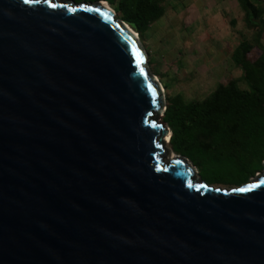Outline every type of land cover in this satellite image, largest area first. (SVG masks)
<instances>
[{
    "label": "water",
    "instance_id": "obj_1",
    "mask_svg": "<svg viewBox=\"0 0 264 264\" xmlns=\"http://www.w3.org/2000/svg\"><path fill=\"white\" fill-rule=\"evenodd\" d=\"M103 3L0 0V264H264V166L226 190L167 159L163 89Z\"/></svg>",
    "mask_w": 264,
    "mask_h": 264
},
{
    "label": "trees",
    "instance_id": "obj_2",
    "mask_svg": "<svg viewBox=\"0 0 264 264\" xmlns=\"http://www.w3.org/2000/svg\"><path fill=\"white\" fill-rule=\"evenodd\" d=\"M164 1L121 0L115 16L142 40L149 27L163 16ZM239 1L247 27H256L262 11L250 0ZM252 50L247 41L238 44L234 59L241 76L218 86L204 100L185 102L180 95L166 100L161 122L171 131L169 148L201 170L200 179L210 186H241L263 170L264 52L251 60ZM222 167L231 171L221 173Z\"/></svg>",
    "mask_w": 264,
    "mask_h": 264
},
{
    "label": "rangeland",
    "instance_id": "obj_3",
    "mask_svg": "<svg viewBox=\"0 0 264 264\" xmlns=\"http://www.w3.org/2000/svg\"><path fill=\"white\" fill-rule=\"evenodd\" d=\"M120 1L102 2L117 15L116 9ZM187 2L189 3L188 0ZM162 7L164 14L161 19L152 24L139 41L146 53V64L163 89L165 104L167 98L175 95H180L185 102L202 101L218 86L226 85L230 80L241 76L234 59V45L239 39L232 28L225 29L224 25L221 27V23L218 22L217 29L211 31L210 24L204 28L208 23L191 21L189 11L193 13L199 7V12L204 10L201 6L196 7L195 2L188 8L182 0H166ZM223 32L225 35L228 33L230 43L220 46L217 43L218 36ZM259 50L253 49L249 58L257 59L264 52V49H261V52ZM161 119L162 113L158 117L160 123ZM165 149L168 157L171 156L168 145ZM219 171L227 174L231 170L222 167ZM197 172L199 177L203 175L201 170L197 169ZM213 187L229 190L238 186L213 185Z\"/></svg>",
    "mask_w": 264,
    "mask_h": 264
},
{
    "label": "crops",
    "instance_id": "obj_4",
    "mask_svg": "<svg viewBox=\"0 0 264 264\" xmlns=\"http://www.w3.org/2000/svg\"><path fill=\"white\" fill-rule=\"evenodd\" d=\"M182 1L186 7L188 6V8L195 2L196 7L201 6L204 9L203 12H199L200 7L199 9L197 8L193 13L189 11L191 21H204L208 23V25H206L204 28L210 24L211 31H215L217 29L216 23L218 22L221 23V27L224 25L223 28L225 29L232 28L236 33L235 35L237 39H239V42L237 41V43L234 45V49L241 41H247L251 44L252 49H260V52L261 49H264V0H250L262 11V14L257 19V25L254 28L247 27L245 11L240 5L239 0H188L189 3L187 0ZM224 23L228 24L226 25ZM224 32H226V30ZM224 32L221 34L219 33L218 36L219 42L217 43L220 46L230 43V37L228 38V33L225 35Z\"/></svg>",
    "mask_w": 264,
    "mask_h": 264
},
{
    "label": "bare ground",
    "instance_id": "obj_5",
    "mask_svg": "<svg viewBox=\"0 0 264 264\" xmlns=\"http://www.w3.org/2000/svg\"><path fill=\"white\" fill-rule=\"evenodd\" d=\"M103 5L104 6H107V4L106 3H103ZM108 7V6H107ZM167 141H168V137L167 138H165V142L167 143ZM167 146V145H166ZM164 149H165V146H164ZM167 159H169V157L167 158Z\"/></svg>",
    "mask_w": 264,
    "mask_h": 264
},
{
    "label": "snow or ice",
    "instance_id": "obj_6",
    "mask_svg": "<svg viewBox=\"0 0 264 264\" xmlns=\"http://www.w3.org/2000/svg\"><path fill=\"white\" fill-rule=\"evenodd\" d=\"M28 2V0H25V3H27Z\"/></svg>",
    "mask_w": 264,
    "mask_h": 264
}]
</instances>
